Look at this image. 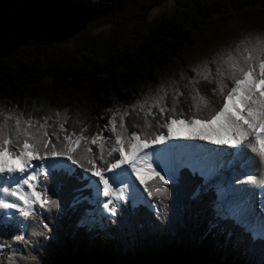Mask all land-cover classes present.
<instances>
[{"label":"snow or ice","instance_id":"obj_1","mask_svg":"<svg viewBox=\"0 0 264 264\" xmlns=\"http://www.w3.org/2000/svg\"><path fill=\"white\" fill-rule=\"evenodd\" d=\"M187 69L149 100L117 109L90 135L79 119L66 127L67 109L63 118L55 113V127L49 115L0 109V209L6 210L0 232H9L11 241L0 242V253H11L8 264H16V249L28 244L21 226L27 227L36 207H59L49 188L87 191L70 207L94 196L113 223L118 212L145 200L160 222L171 217L172 197L185 191L188 180L187 203L205 206L210 216L205 235L231 242L239 229L249 243L260 237L264 264V32L222 45ZM182 97L193 101L187 111ZM133 115L131 126L139 131L130 132L125 118ZM144 173L156 187L146 184ZM40 223L51 235L49 224Z\"/></svg>","mask_w":264,"mask_h":264},{"label":"trees","instance_id":"obj_2","mask_svg":"<svg viewBox=\"0 0 264 264\" xmlns=\"http://www.w3.org/2000/svg\"><path fill=\"white\" fill-rule=\"evenodd\" d=\"M162 2L0 0V105L34 118L43 109L63 114L67 109L66 127H75L76 118L89 125L90 135L106 111L130 105L139 88L192 46L214 17L264 10V0H173L170 12L149 20V11ZM181 100L187 111L193 101ZM132 122H125L129 131H139ZM185 183V191L173 195L166 221L157 222L144 205H129L116 223L100 226L84 223L92 210L88 202L70 207L74 196L88 197L87 191L77 193L75 185L49 188L59 207L50 212L36 207L21 230L28 244L16 249V264H260V239L249 243L239 229H233L231 242L205 235L209 213L187 203L192 181ZM147 185L157 182L153 178ZM44 188L41 181L39 189ZM0 242H11L10 233L0 232ZM9 255L0 253V264H8Z\"/></svg>","mask_w":264,"mask_h":264},{"label":"rangeland","instance_id":"obj_3","mask_svg":"<svg viewBox=\"0 0 264 264\" xmlns=\"http://www.w3.org/2000/svg\"><path fill=\"white\" fill-rule=\"evenodd\" d=\"M174 6L173 0H164L159 6L151 9L148 13V19L152 20L162 13H167L172 10ZM257 31L264 32V10L260 8L254 9H244L241 12L230 11L227 14L222 16L214 17V19L208 23L201 32L197 33L194 36V44L187 49H185L175 60L166 65L162 70H160L155 76L154 79L143 84L134 98V101L137 100H149L153 94L156 92L158 86L166 83L169 78H174V74H179L180 71L184 70L187 72V66L192 65L201 57L205 56L214 49L221 47L222 45L229 44L233 41H236L238 38L244 36L245 34L255 33ZM171 99V94L169 93L168 101ZM132 102V103H133ZM131 103V104H132ZM130 104V105H131ZM1 109H12L15 110L12 106L2 103L0 105ZM129 106V105H128ZM126 106L117 105L112 110L105 112V118L100 120V127L103 126L113 113L117 109L123 110ZM55 113L51 110L43 109V111L38 115L39 118L42 115L52 116V119L48 121L49 124H52L53 127L56 126ZM120 113L117 112L116 120L119 121ZM61 118L64 114L60 113ZM135 119V116H128L125 118V122L132 121ZM147 173H144L146 175ZM149 175V174H148ZM153 177L150 175L147 177L146 184L152 180ZM96 197L92 196L88 199V203L92 207V210L87 212L84 216V223L87 225H101V221L111 220V218H105L106 213L102 209L97 208L95 203ZM98 199L103 200L101 196ZM123 203V202H118ZM144 205L151 211H153L145 200L139 201L136 205ZM131 206V205H130ZM133 207V206H131ZM6 210L0 209V215H3ZM25 227L21 226V230H24ZM260 238V237H258Z\"/></svg>","mask_w":264,"mask_h":264},{"label":"bare ground","instance_id":"obj_4","mask_svg":"<svg viewBox=\"0 0 264 264\" xmlns=\"http://www.w3.org/2000/svg\"><path fill=\"white\" fill-rule=\"evenodd\" d=\"M257 167H260L259 163L257 164ZM145 176V180L147 179V177L149 176L148 174L144 175Z\"/></svg>","mask_w":264,"mask_h":264},{"label":"water","instance_id":"obj_5","mask_svg":"<svg viewBox=\"0 0 264 264\" xmlns=\"http://www.w3.org/2000/svg\"><path fill=\"white\" fill-rule=\"evenodd\" d=\"M257 239H260V238L257 237Z\"/></svg>","mask_w":264,"mask_h":264}]
</instances>
